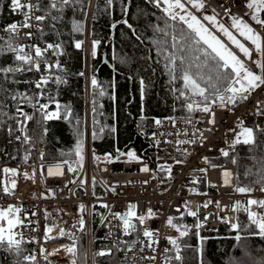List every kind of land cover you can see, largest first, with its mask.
Listing matches in <instances>:
<instances>
[{"label":"trees","instance_id":"obj_1","mask_svg":"<svg viewBox=\"0 0 264 264\" xmlns=\"http://www.w3.org/2000/svg\"><path fill=\"white\" fill-rule=\"evenodd\" d=\"M91 3L92 0H83V5L62 6L54 10L48 7L49 0H39L41 8L49 15L40 25L43 31H37L35 42L42 49L48 43L60 46L48 50L45 56L48 63L58 62L60 69L49 74L42 64L41 72H38L42 76H50L49 83L42 89L41 99L52 102L51 112L59 103L62 116L60 119L44 120L42 113L34 115L33 101L26 102L20 98V94L24 93L32 97L30 72L8 74L7 78L0 74V170L4 165L21 166L25 156L31 160L36 139L42 143L46 161L52 162L53 157L59 159L65 153L68 155L63 158L79 168L74 163L77 160L74 150L78 141L84 143V40ZM165 6L157 7L152 0H113L111 5L107 0L94 2L90 42L91 80L95 78L97 81L95 88L91 84L95 159H104L106 153H112L114 159L125 158L118 157L117 149L122 152L134 150L137 156L147 157L152 148L153 131L146 126L155 124V120L164 116L188 119L194 114L188 113L186 99L179 96L183 81L179 79V72L175 80L169 75L166 57L175 54L184 58V66L187 67L193 57L200 55L203 59L196 49L207 50L210 56L211 50L203 44H196V38L185 24L169 19L163 11ZM81 7L84 11L80 10ZM18 18L11 10V0H0V48L6 47L9 38L2 36L4 26ZM76 25H80V31L75 30ZM182 34L185 39H180ZM173 36L179 41L176 47H173L176 43ZM18 38L15 36L12 42L17 44ZM78 41L82 42L80 49L75 47ZM93 41L99 42L95 58L92 56ZM214 62L209 60V64ZM14 63L13 53H0V68L13 66ZM192 71H196L195 67ZM81 72L83 75H80ZM57 78L61 82L58 83ZM12 95H17V100L14 101ZM193 99L200 100L199 97ZM17 107H22L31 117L23 133L19 130L22 125L17 124L18 119L23 120L16 113ZM65 108L70 111L68 118L63 117ZM9 127L13 129L11 136L7 131ZM258 129L255 144H236L229 152L230 157L236 160L233 165L239 177L237 183L242 187L253 188L264 183V128ZM24 135L31 138L30 143L23 142ZM218 161L232 164L224 157ZM237 224L239 231L232 230L231 225L225 222L214 230H200L196 228L194 219H181L176 225L188 232L180 240V252L186 264H264V237L255 234L256 225L249 221L248 212L239 210ZM136 228H140L138 223ZM237 236L241 239L237 240ZM127 243L133 242L122 240L113 247L111 255L99 256L96 253L107 246L99 237L94 247V264H118L116 248ZM199 243L202 244L201 252L197 249ZM21 248L23 256L33 254L29 242L21 241ZM0 264L26 262L5 246L0 247ZM77 264H85L82 237L78 240Z\"/></svg>","mask_w":264,"mask_h":264},{"label":"built area","instance_id":"obj_2","mask_svg":"<svg viewBox=\"0 0 264 264\" xmlns=\"http://www.w3.org/2000/svg\"><path fill=\"white\" fill-rule=\"evenodd\" d=\"M31 2L35 3L36 0ZM94 2L95 0H92L88 12L84 40L83 167L79 166L76 172H68L65 168V174L59 177L48 176L46 171L42 175L38 158L40 152H44V148L36 139L33 146L34 156L31 160L27 163L24 161L21 166L4 165L2 167V169H17L19 174L11 177L16 182L15 189L11 190L12 194L5 195L2 192L0 195V208L13 205L21 209L18 215L24 220V226L16 229L19 234L17 239L30 243L33 249L32 255L37 256V264H70L73 257L63 251L49 256L46 261L40 255L39 249L43 246L48 253H51L62 246H70L73 242L77 248L75 257L77 261L80 237L85 242V264H94V247L99 237L107 244L101 251L112 252L113 247L122 240L133 242L120 244L116 248L118 264H186L182 252L179 253L182 259H175L176 248L170 243V239L176 240L177 245L181 247L180 231L182 230L176 225L181 219L191 218L196 224L203 223L200 230H214L220 226L221 222L228 225L237 224L239 210H230L237 201L242 205L241 210L248 207L249 199L264 201V191L260 190L264 187V183L254 186L250 194H241L235 192L233 186L221 184L220 169H209L207 179H204L205 173L200 171V169L208 168L205 163V157H207L213 164L225 165L236 176L233 164L218 161L223 157L221 150L230 152L233 149L229 147V144L239 135L241 122L243 127L264 128V115L256 114L258 102L264 101V87L257 89L247 101L238 100L234 106H222L217 102L212 107L214 116L195 111L191 117V123H187V119L180 116H164L159 119L160 125L155 123L146 126L153 131L152 148L148 151L147 157H140L143 163L123 162L127 159L126 157L114 159L115 162H106L105 159L96 160L93 153L90 42ZM203 2L205 9L212 15H217L218 20L224 22L225 17L229 15L226 10H230L231 15L241 17L264 37V27L256 25L251 18L252 12L247 8L249 0H203ZM194 12L202 18L201 13L196 10ZM15 14L19 18L14 22L6 23L2 30L4 38L9 36V33L4 31L9 24H22L24 21L22 11ZM35 14L40 15V12ZM261 16L264 18V13ZM33 23L34 26L31 29L20 30L17 35L19 37L17 44L37 45L35 35L38 30L35 22ZM28 31L32 32L31 39L25 36ZM223 40L228 44L225 38ZM255 55L256 53L253 52L254 57ZM242 58L247 67L257 70L251 61L245 60L243 56ZM30 73L32 97L38 92L42 95V90L35 88V82L42 75L35 71ZM39 103L48 104L51 112V101L49 103L40 99ZM34 104L35 100H33V113L37 116L42 112L36 110ZM260 106L264 107V104ZM210 120L214 122L209 123ZM181 141L190 142L180 143ZM48 163L51 162L48 161ZM145 165L149 171L144 170ZM161 165L164 166L163 169ZM167 169L171 170L170 173ZM197 178H200V181L193 184L192 181ZM8 179L9 177L3 175L1 171L0 180ZM235 184L237 181H233V185ZM209 201L211 203L208 207H203ZM217 201L220 202L219 210L216 207ZM81 205L84 208L82 212ZM101 205H108V207ZM130 205H135L136 216H144L146 220L141 226L133 218L132 223L135 225L138 223L140 228L131 232L130 235H125L123 222L113 214H125ZM149 209L153 213L151 217H148ZM188 210L196 211L197 216L188 215ZM252 210L264 213V208L252 206ZM169 217L173 219L175 227L167 224ZM205 217H208L206 221ZM81 219L84 221L83 231H81ZM46 227H52L53 231L49 233V236L54 239L46 241ZM61 228L65 230L64 235L60 234ZM144 229L155 233L152 239L156 243H153L151 247H148L150 241L143 236ZM128 248L132 250L128 251ZM197 249L201 252L202 244L199 243Z\"/></svg>","mask_w":264,"mask_h":264},{"label":"snow or ice","instance_id":"obj_3","mask_svg":"<svg viewBox=\"0 0 264 264\" xmlns=\"http://www.w3.org/2000/svg\"><path fill=\"white\" fill-rule=\"evenodd\" d=\"M108 4L111 5L113 0H107ZM156 4L157 7L161 5H166L163 8L165 15L173 20L182 22L187 26L190 32L194 35L196 44H203L206 46V49L211 50V56L207 50L196 49V51L201 52L203 59H201L200 55L193 57L191 63H188L187 67H185V59L176 56L173 54L172 56L166 57L168 60V64L166 67L168 68L169 75L173 80L177 79L176 73L179 72V79L183 81V90H179V96L184 97L186 99V109L188 113H193L195 111H200L205 114H210L214 116L215 114L212 112L213 105L219 102L222 106H234L237 101H247L252 94L261 87H264V37L260 35L255 28H253L250 24L244 22L241 18L231 15L230 10H226L229 12V19L231 20V26L227 27L223 23H221L217 19V15H204L202 17L203 21H207L212 28L216 29L217 32L221 33V35L226 39L228 44L238 49L240 53L243 54L245 60L251 61L258 71H253L249 67L246 66L244 60H241L236 53H234L223 40L218 38L209 27L205 26L200 18H197L196 15L193 14L192 11H189L190 6L192 9L196 11H202L205 8V4L203 0H152ZM75 4L83 5V0H49L48 7L50 9L58 10L62 6H72ZM247 8L252 12V20L256 25L264 27V18H262L261 14L264 13V0H249L247 3ZM11 10L14 13L23 12L24 21L22 24L11 23L9 24L4 31L9 33V38L6 41V47L0 48V53L3 52H11L14 54V65L9 66L7 68H0V74H4L5 78H7L8 74L19 73V72H41V65H44V71L51 74L53 70H59V63H48L45 59L46 53L48 50L53 48H59V45L46 44V46L42 49L37 45H19L14 44L12 41L20 32L21 29H31L35 25L38 31H43L40 25L48 18V13L44 12L39 4V0H36L35 3H32L31 0H11ZM81 11H84V8L81 7ZM179 10V11H177ZM36 12H44V14L36 15ZM183 13V14H181ZM87 15L86 11L84 13ZM55 19V17H53ZM126 23V21H125ZM115 27V25H113ZM129 27H131L129 25ZM76 31H80V25L75 26ZM234 30V31H233ZM235 32V34H234ZM25 36L29 39L32 37V32L28 31L25 33ZM243 37L245 41L248 42L247 46L245 43L241 42L240 39L237 38ZM186 37L182 34L180 39H185ZM2 39V38H0ZM173 40L176 43L173 44V47H176L179 41L177 38L173 36ZM98 41H93V51L92 56L95 58L96 56V47L98 45ZM82 46V42L78 41L75 44L77 49H80ZM191 50V49H189ZM183 51V49H181ZM253 52L257 54L259 59L253 60ZM209 60L215 61L213 64H209ZM179 61V63H178ZM195 67L196 71L193 72L192 69ZM80 75H83L81 72ZM50 76H42L39 80L35 82V88L38 90H42L44 86L49 83ZM57 82L59 79L57 78ZM92 87L95 88L97 85V81L95 78L91 80ZM142 85V93H143V81H141ZM175 91V90H174ZM194 97H199L200 100L197 101L193 99ZM14 101L17 100V95H12L11 97ZM20 98L26 102H32L35 100L34 107L36 110L42 112V116L44 120H53L60 119L62 116L61 113V105L56 103V110L49 112L48 104L39 103L42 95L38 92L34 97H29L26 93L20 94ZM264 104V101L258 102L256 107L257 115H264V107L260 105ZM16 113L19 117H23V120H17L18 125H22L19 130L23 133L24 128L27 126V121L31 119V117L22 110V107L16 108ZM70 116V111L68 109L63 110V117L68 118ZM143 118V117H142ZM187 123H191V118L189 117L186 120ZM214 121L210 120L209 123H213ZM157 125L161 124L160 120H155ZM241 131L239 135L235 138V140L229 144L230 148H234L236 144H246L252 145L255 144V132L259 131V129L247 128L243 127V122L239 125ZM8 134L11 136L13 133V129L9 127L7 129ZM202 135V133H201ZM93 138H96V133H93ZM17 140L20 139L19 136L16 137ZM24 143H30L31 138L27 135H24L23 138ZM190 141H181L180 143H189ZM118 153V157H126L127 159L123 162H138L143 163L141 158L137 156L134 150H129L127 152H122L119 149L116 150ZM74 154L77 157V160L74 161L75 164H78L80 168L83 167V143L82 141H78L74 150ZM68 154L62 153L59 159L53 157L52 162L48 163L46 161V153L43 151L39 154L40 161V169L41 174L47 172L48 176L51 177H59L65 174V168L68 172H76L77 168L73 166V163H70L68 159L63 158ZM221 155L224 158H227L230 163L236 164V160L234 157H230L229 151L221 150ZM117 157V158H118ZM29 157L25 156L24 161L27 163ZM99 160V157H96ZM106 162H115L112 153H106L104 157ZM177 163H181V161H177ZM205 163L208 165V168L200 169V171L205 173L204 179H207V173L209 169L215 170L220 169L221 171V184L224 186H233V190L237 193L241 194H250L252 191L251 187H242L239 184L233 185V181H238L239 177L235 176L225 165H217L213 164L211 161L205 157ZM47 165V167H45ZM163 165H161V169H163ZM145 171H149L147 165L144 168ZM2 174L8 176L9 179L7 181L0 180V191H2L5 195H11L13 189L16 187V182L11 177L17 176L19 173L17 169L3 168ZM170 173V169H167ZM25 176L27 174L25 173ZM200 178L194 179L192 181L193 184L198 183ZM73 183L75 181H72ZM213 187H217V185H212ZM261 191H264V187H261ZM46 198V197H45ZM211 201L205 203L203 207L207 208L208 204ZM248 207H245L244 210L248 212L249 221L256 225L257 232L255 234L264 237V213H258L252 210V206H256L259 208H264V201H258L255 199H249L247 201ZM102 207H108V205H101ZM216 207L220 209V202H216ZM242 205L239 201H237L232 207L231 211L240 210ZM135 205H130L128 212L123 215L118 213H114L116 216L123 222V229L125 235H130L131 232L136 231V225L132 223L133 218H135L141 226L144 225L146 217L144 216H136L134 211ZM84 210L83 205L80 206V211ZM21 209L9 205L6 208H0V247H7L9 250L15 251L18 256L22 257V260L26 262V264H37V256L36 255H27L23 256V249L21 248V240L17 239L19 235L16 229L24 226V220L20 218L18 215ZM179 211V209H177ZM35 215V213H33ZM153 215L152 210H148V217ZM188 215L197 216L196 211L188 210ZM48 217L46 216V219ZM208 217H205L206 221ZM224 219V218H222ZM167 224L169 226L175 227L173 224V219L169 217ZM81 231H83L84 221L80 220ZM203 227V223H197L196 228L199 229ZM232 230L239 231L238 224L231 225ZM180 231L179 229H177ZM53 231L52 227H46L45 238L46 241L48 239H54L49 236V233ZM60 234L64 235L65 230L63 228L60 229ZM188 234L187 230L180 231L181 236H186ZM155 233L148 229L143 230V236L147 238L150 243L148 247H151L153 243H156L153 240V236ZM237 240H240L241 237L237 236ZM170 243L176 248V260H181L182 257L180 253V247L177 245L176 240L170 239ZM131 251V248L127 249ZM60 251L65 252L70 257H73L70 261V264H77L75 259L77 254V248L75 246V242H73L70 246H62L60 249H56L51 253H48L47 250L41 246L39 249V253L43 258L47 261L49 256H54L58 254ZM143 251V249H141ZM167 251V249L165 250ZM96 255L104 256L111 255V251H99ZM147 258V257H145ZM155 259V257H152Z\"/></svg>","mask_w":264,"mask_h":264},{"label":"rangeland","instance_id":"obj_4","mask_svg":"<svg viewBox=\"0 0 264 264\" xmlns=\"http://www.w3.org/2000/svg\"><path fill=\"white\" fill-rule=\"evenodd\" d=\"M189 7V11H192L193 12V14L194 15H196L197 16V18H200L201 20H202V18L201 17H199L195 12H194V10L190 7V6H188ZM177 11H179V10H177ZM199 13H201V15H202V17L204 16V15H209V16H211L212 14L209 12V11H207L205 8L202 10V11H198ZM181 14H183V13H181ZM233 16H235V15H233ZM236 17H238V16H236ZM248 17H250V15L248 16ZM239 18H241V17H239ZM242 19V18H241ZM244 22H246L244 19H242ZM220 21V20H219ZM202 22L205 24V26H207V27H209L210 28V30L213 32V34H215L218 38H220L221 40H223V36L221 35V33H219V32H217L216 31V29H214V28H212L211 27V25H209V24H207L205 21H203L202 20ZM221 23H223L225 26H227V27H230L231 26V20L229 19V15L227 16V17H225V19H224V22H222V21H220ZM247 23V22H246ZM234 31V30H233ZM217 32V33H216ZM234 34H235V32H234ZM237 38L238 39H240L241 40V42H243V43H245L247 46H251V45H248V42L247 41H245L244 39H243V37H239V36H237ZM224 41V40H223ZM229 48L234 52V53H236L237 54V56L241 59V60H243V58H242V56H243V54L242 53H240L239 52V50L238 49H236V48H234L233 46H229ZM244 57V56H243ZM252 59L253 60H256V59H259V57L257 56V54L255 55V57L254 56H252ZM254 71V70H253ZM255 71H258V69L257 70H255Z\"/></svg>","mask_w":264,"mask_h":264}]
</instances>
